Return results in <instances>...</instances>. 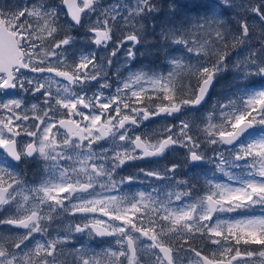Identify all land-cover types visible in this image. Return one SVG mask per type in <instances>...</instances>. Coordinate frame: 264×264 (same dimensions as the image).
Returning <instances> with one entry per match:
<instances>
[{"label":"snow or ice","instance_id":"1","mask_svg":"<svg viewBox=\"0 0 264 264\" xmlns=\"http://www.w3.org/2000/svg\"><path fill=\"white\" fill-rule=\"evenodd\" d=\"M61 4L66 13L48 0L0 3V214L9 213L0 218V264H69L63 246L71 233L112 238L91 255L85 246L74 249L71 264H257V257L264 264V215L247 214L264 206V0H173L171 16L182 9L186 18L161 23L159 33L158 0ZM61 15L68 18L63 24ZM125 45L129 61L141 45V55L163 50L170 70H129L105 96L112 85L104 60L110 68ZM109 46L106 57L98 55ZM238 51L246 54L233 62ZM230 69L229 94L200 113ZM93 84L99 89L89 96ZM29 93L36 103H27ZM157 117L173 123L158 135L133 136ZM177 147L193 169L214 166L202 195L193 198L194 186L175 179V163L140 172L175 179L177 191L122 192L135 177L118 178V169ZM32 161L41 162L42 174L29 185L21 165ZM97 187L121 194L102 195ZM230 213L240 215L223 218ZM77 215L84 222L52 236L54 220ZM197 238L212 247L208 255L192 245Z\"/></svg>","mask_w":264,"mask_h":264},{"label":"rangeland","instance_id":"2","mask_svg":"<svg viewBox=\"0 0 264 264\" xmlns=\"http://www.w3.org/2000/svg\"><path fill=\"white\" fill-rule=\"evenodd\" d=\"M52 1L53 0H48V3H52V4L58 5L60 7L59 2L57 0L54 3ZM15 2H16V0H0V3H2L4 5H11ZM114 2H115V0H101V3L104 5H108V4H111ZM171 2H173V0H166V6H164V4H161V6H163L164 9L160 14L164 16V20L166 22L170 19H173V20H175V22L179 23L180 21H182L186 18L185 12L182 9H177L176 16L172 17L170 10L168 8V4ZM175 3L178 5H183L186 3V0H175ZM60 19H63V15H61ZM85 20L87 21V17H85ZM92 20L93 21L95 20V16L92 17ZM129 31H131V29H129ZM157 33H159V30L157 31ZM258 35H259V29L254 28L253 29V42H255L256 37ZM125 46H126L125 52L123 51V53H121L119 56L117 55L113 59V64L110 68L107 67V62L105 64L106 70L108 71L110 69L111 76H113L114 74L117 75V77H116L117 82H118V76L122 79L128 75L129 70L135 71L136 69L140 68L141 66H144V65H137V64L132 65L133 61H129L127 59V56H126L128 45H125ZM165 47H167V46H165ZM172 48L176 50L173 54H179V52L181 51L179 46L173 45ZM109 49L112 50V46H109ZM168 51H172V49H168ZM110 52L111 51L108 50V53H110ZM245 54H246V52H239L238 51L237 54L233 55V57H232L233 62H235V60L237 59L238 56L240 58H243V56ZM138 55H140L141 57L143 56V55H141V52L138 51V47H137L136 57ZM145 66H150V67L156 69L157 71H163L164 73H167L170 70V66L168 65V63L165 59V52L163 50H161L155 56H147V63L145 64ZM233 74H234L233 71L230 69L227 73L223 74L218 79V81L216 82L215 88L213 89L212 95L208 99L207 103L204 104L203 107L200 109V113H207L208 111H210L212 109V105L217 100L223 101V97L225 95L229 94L228 89H229V85L232 83ZM193 84H195V81H193ZM200 113H197V115H199ZM158 122L159 121L156 122L157 129H162L163 127L167 126L168 124L173 123V120L172 121L171 120H162L160 123H158ZM205 149H208L207 145H205ZM207 155L208 156L212 155L211 150H207ZM169 158H170V164L167 167L171 166L173 163L180 165V167L177 169V171L175 173V179L182 180L181 175H184L187 178L190 177V179H192L194 181V183H192V185L188 182V185L190 187L194 186V188H195V190L192 193L193 198H195L197 195H202L204 188L206 186L205 185V176H211L212 175V172L207 171V169L212 168L214 171V166L206 163L203 169H193L191 167V165L188 163V161L186 160V150L182 149V148H176L175 150H171V154L169 155ZM166 168H164V167L162 169L160 168V171H163ZM145 170H147V169H145ZM149 170H153V169H149ZM236 171L238 172L239 170H236ZM120 172H122V171H120ZM129 175L135 177V179L131 183H126L123 186H121L123 193L129 194V195H134L138 192H146V193H152L153 196H156L157 192H154L153 191L154 189L159 190V189L163 188L164 193H167L169 191H173V192L177 191V189L174 186L175 185V179L171 182L159 181L153 177L145 176L140 171L131 172L129 170H126L125 172L120 173L118 178L119 177H126ZM216 178L218 180H224L225 179L221 173H216ZM97 188H98L97 192H100L102 195L121 194L120 192H106L99 187H97ZM162 198H164V197L162 196ZM247 214L248 215H256V216L264 215V206H255V208L253 210H251L250 212H248ZM239 215H240V213L224 214L223 218L238 217ZM174 239H175V237H171V238H169V241L172 242V240H174ZM191 243L194 247L206 248V249L210 250L209 252L212 251L211 246H206L205 242L198 239V238L193 239ZM251 247L254 249L259 248V246H256V245H253ZM93 252H99V251L93 250L92 253ZM89 255H90V250H89ZM256 259H259V258L257 257Z\"/></svg>","mask_w":264,"mask_h":264},{"label":"flooded vegetation","instance_id":"3","mask_svg":"<svg viewBox=\"0 0 264 264\" xmlns=\"http://www.w3.org/2000/svg\"><path fill=\"white\" fill-rule=\"evenodd\" d=\"M62 24L67 21L68 19L63 18L60 19ZM66 30L65 28H62L60 35L62 36L64 34V31ZM80 33V32H79ZM73 34H77V30L73 31ZM82 34V33H80ZM95 46H93L94 48ZM108 51V49H107ZM98 55L101 56H107V52H105L103 49H100L98 52ZM107 60H104V64H106ZM107 71V70H106ZM108 72V71H107ZM116 77L117 75L114 74L112 77H110L108 73V82L112 85L110 89H104V94L105 96H111L112 94L115 93L116 91ZM103 82V81H101ZM99 89L98 84H93L91 87V90L88 92V95L91 96L94 92H96ZM38 97H33L30 93L27 96V103L31 105L32 103L37 102ZM29 115H31V112H29ZM57 119H59V116H57ZM162 120H171V118H164V117H157L153 118L150 121H145L144 124L139 128L136 129L132 134L133 136L136 134H147V135H152L153 132H155L157 135L159 134L161 129H157V124L156 122L159 121L160 123ZM62 131V130H61ZM103 143V142H102ZM179 148V147H177ZM171 154V150L167 151L164 156L162 157H154V158H148L144 160H135V161H129L125 166H123L120 169H118V173L125 172L126 170H129L131 172H138L140 169H153V170H160L163 167L166 168L170 164V158L169 155ZM160 167V168H159ZM22 169H25V175L24 178L28 182L29 185H32L34 182H37L40 179V176L42 174V167H41V162L40 161H32L28 165H21ZM122 171V172H120ZM98 191V188L96 189ZM114 195H120V194H114ZM9 215L8 212H4L0 214V218L3 216ZM96 218L107 220V217L100 216L99 213L95 214ZM84 222L79 215L76 217H71L68 216L65 218L64 216L58 217L56 220L52 222V224L49 227V231L52 233V236L55 237L57 232H60L63 234V230L66 229V227L71 223H82ZM7 231V228L5 229ZM14 231H24L23 229H15ZM70 235L74 236V239H70L66 245L63 246L64 251L66 253H70L68 255L67 259L69 261V264H71L72 256L75 255L74 249H79L82 246L87 247L90 250V255L92 254L93 250L101 251L104 248H107L110 243H112V238H100V237H95V236H88L86 233L85 234H80V233H71ZM37 240H41L40 235H36L35 237ZM171 242V241H169ZM114 246V245H113ZM203 253L205 255H208L210 250L206 248H202ZM257 260V264H259V259Z\"/></svg>","mask_w":264,"mask_h":264},{"label":"trees","instance_id":"4","mask_svg":"<svg viewBox=\"0 0 264 264\" xmlns=\"http://www.w3.org/2000/svg\"><path fill=\"white\" fill-rule=\"evenodd\" d=\"M52 2H56V0H53ZM158 2L160 3V5L161 4H164V6H166V0H158ZM163 9H164V7L163 6H161V12L163 11ZM66 17V16H65ZM166 21L164 20V16L163 15H161V14H159L157 17H156V24H157V29H156V32L159 30V25L161 24V23H165ZM123 22H121V21H118L117 22V28H116V30H115V35L116 36H118V35H122L123 34V31H122V29H120V25L122 24ZM151 20H149V22H148V27H149V31L151 30ZM152 36L151 35H149L148 37H147V39H149V40H152ZM125 48H126V46L122 49V50H120L119 52H118V54H121L124 50H125ZM138 50H139V52H141V53H143L144 51H145V48H144V46H138ZM138 57L139 58H141L142 59V61L143 62H145V61H147V55H143L142 57L140 56V55H138ZM135 64V63H134Z\"/></svg>","mask_w":264,"mask_h":264},{"label":"water","instance_id":"5","mask_svg":"<svg viewBox=\"0 0 264 264\" xmlns=\"http://www.w3.org/2000/svg\"><path fill=\"white\" fill-rule=\"evenodd\" d=\"M66 9V8H65ZM66 11H67V9H66Z\"/></svg>","mask_w":264,"mask_h":264}]
</instances>
